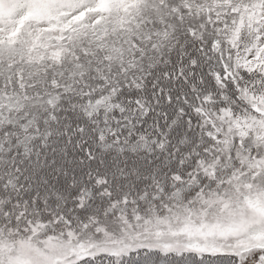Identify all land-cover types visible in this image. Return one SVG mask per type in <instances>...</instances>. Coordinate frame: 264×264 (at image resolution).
Listing matches in <instances>:
<instances>
[{
	"label": "snow or ice",
	"instance_id": "6c2138e0",
	"mask_svg": "<svg viewBox=\"0 0 264 264\" xmlns=\"http://www.w3.org/2000/svg\"><path fill=\"white\" fill-rule=\"evenodd\" d=\"M0 264H264V0H0Z\"/></svg>",
	"mask_w": 264,
	"mask_h": 264
}]
</instances>
